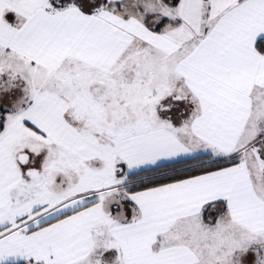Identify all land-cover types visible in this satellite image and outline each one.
<instances>
[{"label": "snow or ice", "instance_id": "obj_1", "mask_svg": "<svg viewBox=\"0 0 264 264\" xmlns=\"http://www.w3.org/2000/svg\"><path fill=\"white\" fill-rule=\"evenodd\" d=\"M0 264H264V0H0Z\"/></svg>", "mask_w": 264, "mask_h": 264}]
</instances>
